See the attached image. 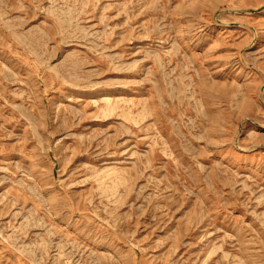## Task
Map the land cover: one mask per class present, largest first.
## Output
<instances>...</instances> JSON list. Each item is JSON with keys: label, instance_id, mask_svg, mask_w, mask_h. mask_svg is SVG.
I'll list each match as a JSON object with an SVG mask.
<instances>
[{"label": "rangeland", "instance_id": "374dc122", "mask_svg": "<svg viewBox=\"0 0 264 264\" xmlns=\"http://www.w3.org/2000/svg\"><path fill=\"white\" fill-rule=\"evenodd\" d=\"M0 264H264V0H0Z\"/></svg>", "mask_w": 264, "mask_h": 264}]
</instances>
